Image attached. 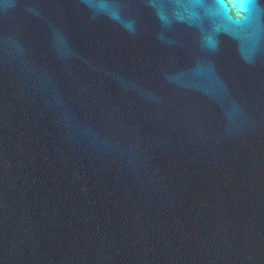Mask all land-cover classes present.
Instances as JSON below:
<instances>
[{
  "label": "water",
  "instance_id": "obj_1",
  "mask_svg": "<svg viewBox=\"0 0 264 264\" xmlns=\"http://www.w3.org/2000/svg\"><path fill=\"white\" fill-rule=\"evenodd\" d=\"M0 264H264V0H0Z\"/></svg>",
  "mask_w": 264,
  "mask_h": 264
}]
</instances>
